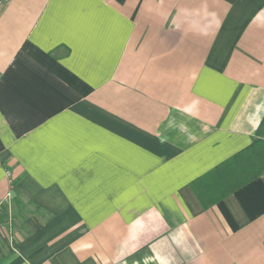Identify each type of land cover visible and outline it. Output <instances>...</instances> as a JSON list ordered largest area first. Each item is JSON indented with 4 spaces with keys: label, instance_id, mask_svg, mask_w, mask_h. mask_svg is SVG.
I'll list each match as a JSON object with an SVG mask.
<instances>
[{
    "label": "crops",
    "instance_id": "obj_1",
    "mask_svg": "<svg viewBox=\"0 0 264 264\" xmlns=\"http://www.w3.org/2000/svg\"><path fill=\"white\" fill-rule=\"evenodd\" d=\"M255 140L264 0H0V264H264V174L191 187Z\"/></svg>",
    "mask_w": 264,
    "mask_h": 264
},
{
    "label": "trees",
    "instance_id": "obj_2",
    "mask_svg": "<svg viewBox=\"0 0 264 264\" xmlns=\"http://www.w3.org/2000/svg\"><path fill=\"white\" fill-rule=\"evenodd\" d=\"M264 174V141L255 140L250 146L216 166L208 175L191 183L204 208L212 207L222 198ZM217 184V195L210 181Z\"/></svg>",
    "mask_w": 264,
    "mask_h": 264
},
{
    "label": "built area",
    "instance_id": "obj_3",
    "mask_svg": "<svg viewBox=\"0 0 264 264\" xmlns=\"http://www.w3.org/2000/svg\"><path fill=\"white\" fill-rule=\"evenodd\" d=\"M5 177L9 180V191L6 193L4 197L0 198V215L3 212L5 206H7L8 203L10 202L11 191H12L11 189H13V181H11V173L9 171H5Z\"/></svg>",
    "mask_w": 264,
    "mask_h": 264
}]
</instances>
